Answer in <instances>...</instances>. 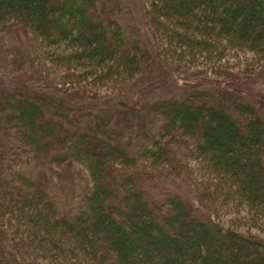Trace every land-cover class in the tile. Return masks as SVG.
<instances>
[{
    "label": "trees",
    "instance_id": "obj_1",
    "mask_svg": "<svg viewBox=\"0 0 264 264\" xmlns=\"http://www.w3.org/2000/svg\"><path fill=\"white\" fill-rule=\"evenodd\" d=\"M117 1L0 0V33L24 27L31 46L27 58L15 55L17 60H26L25 69L39 79H50L64 91L74 85L80 94L101 91L99 79L133 73H139L137 80L147 77L160 83L166 74L159 66L185 74L190 59L173 58L164 52L168 47L175 54L187 51L193 56L204 49L244 48L264 65V0H136L150 32L149 46L137 40L134 28H124L116 16ZM88 76L95 81L89 89L79 80ZM230 83L235 91L242 89ZM45 89L39 88L46 95L0 96V133L13 131L16 149L30 164L79 166L87 188L79 210L62 218L37 180L15 171L0 177V227L10 236L18 234L16 248L23 237L29 239L25 259L65 264L69 255L84 264H264V241L236 230L244 221L245 228H254L248 221L264 226L261 102L257 108L244 95L226 89L158 100L148 109L147 139L110 147L106 137L95 134L121 139L106 131L107 118L98 121L79 113L76 122L66 113L72 106L50 101ZM82 117L91 118L93 131L81 127ZM140 124L135 130L143 127ZM183 147L184 158L179 154ZM130 165L133 168L123 173ZM137 170L145 177L166 171L174 178L185 174L204 179L195 180L204 217L168 191L157 201L145 198L132 177ZM241 207L242 217L232 216L225 225L210 214ZM5 254L0 249V264H7Z\"/></svg>",
    "mask_w": 264,
    "mask_h": 264
},
{
    "label": "rangeland",
    "instance_id": "obj_2",
    "mask_svg": "<svg viewBox=\"0 0 264 264\" xmlns=\"http://www.w3.org/2000/svg\"><path fill=\"white\" fill-rule=\"evenodd\" d=\"M116 9H118L116 16L120 17L124 28L126 30L128 27L134 28L133 31H136L137 40L149 46L151 40L150 32L148 26L141 17V13L136 5V0H118ZM31 41L28 32L22 26H15L9 32L0 33V96L6 98L11 95L21 94L22 92L31 95H46L40 94L42 91L39 90V88H47L45 90L48 94L50 93L49 96L52 98L50 101L62 106V101L64 100L65 103L69 104L66 106H72L71 108L65 106L67 108L66 113L70 118L73 117L75 119V116L78 117L79 113L81 114L80 116L86 115L98 121L101 120V117L107 118L106 120L108 121L105 123L107 124L106 131H113L114 134L120 135L121 139L112 136L107 138V136L101 132L95 134L97 136L106 137L105 139H107L110 147L119 146L126 141H129L130 144H137L138 141H142L143 136H146L147 139V137L151 135L146 133L148 129L147 125L150 124L148 122L149 116L151 115L148 110L149 107L156 105L158 100H178L184 96V93L188 94L193 91L212 92L214 89L232 90L235 93L244 95L245 98L249 99L257 108V105H259L258 102H261L260 114L264 119V65L261 62V58L254 56L247 49H204L198 53H194L193 56L192 54L188 55L190 52L187 51L181 54H175L171 47H168L164 52L172 55L173 58L177 55L179 57L185 56L184 58L187 60L190 59L189 66H185L184 68L187 70L185 74L180 75L168 65H165V68L159 66V68H161V73L164 72L163 74H166L164 76L165 78L160 83L158 81L155 82V79H148L147 77H141L137 80L139 73H133L128 76H112L109 80L99 79L97 83L101 91L84 92V94H80L79 91L74 88V85L68 86V90L64 91L61 85L54 84L50 79L41 80L36 76V73L28 72L27 69H25L26 60L25 63L20 60V63L16 56L19 58L23 55L27 58L26 52L28 51L27 48L31 46ZM126 41L130 42L128 39ZM162 41H164L163 38ZM153 54L154 53L151 52V57L155 59ZM187 55L188 58H186ZM166 62L169 64L168 61ZM165 69H167L168 72H166ZM159 73L158 75L161 74ZM132 79H136L133 84H131L135 85V87L126 84ZM79 80L83 86L86 85L87 89L91 87L90 85L95 84L94 78L89 76ZM142 80L145 82L142 83ZM230 82L238 84L242 89L235 91L234 86L231 85ZM74 83L75 85H81V83H77V81H74ZM116 85L122 87L118 92L113 89ZM145 90L149 91L144 94L143 91ZM216 93L218 94V92ZM69 98H76L78 101L71 102L68 100ZM89 102L91 103L88 104ZM117 105L119 106L118 109L115 108ZM121 113H124V115ZM91 118L86 119L82 117V119L79 120L81 127H88V129L90 128L93 131V121ZM75 121L78 122L76 119ZM116 121H121L116 123L118 126L115 125ZM141 122L143 127L135 130V126H141V124L139 125ZM126 125L132 127L135 135L130 133ZM115 126L119 127L121 131L119 132L117 130L118 132H116ZM165 126L166 124L163 125V128H166ZM12 132L4 131L0 133V177H8L13 171L30 176L32 179L37 180L38 183H41L44 189L48 191L50 196L49 200L54 203L53 205L57 214L62 218L71 217L79 210L81 196L84 192L83 190L87 188L85 183V179L87 178H85L86 175H84L83 170L75 164H67V166L62 164L63 166H58L57 168H54L52 165L47 166L46 164H30L25 159L23 152L16 149L14 137L11 135ZM186 152L187 148L183 147V150H181L179 154L181 153V157L184 158L187 154ZM188 157L189 156H187V159ZM188 162L190 165L193 164L190 160ZM132 168L133 165H130L128 170H124L123 173L126 171L129 172ZM137 171L138 173L134 174L132 177L136 181L138 189L141 190L145 198L151 202L155 199L156 201L160 200L168 191L181 197L187 208L191 211L196 210L195 213L198 215H204L199 201V198L203 199V197H201V193L198 194L196 185L197 182L205 183L204 179L197 177L195 179L196 182L185 174L182 175L183 178L181 176L179 178H174L172 177L175 175L173 172L167 174L166 171L150 174L147 175L148 177H145L140 170ZM216 207L218 208V206ZM214 210L215 207L213 211ZM213 211L210 214H213L214 220L224 225L227 224L226 222L232 218V216L242 217L245 213L244 208L241 207L240 209H230L229 212L226 214L224 213L225 215L223 213L218 216L216 215V218ZM248 223L250 226H254V228H245V225H243L245 224L244 221L243 224L240 223L237 225L236 228L238 229L236 230L249 232L251 234L250 236L264 241V233H262L264 229L261 228L262 221H257L260 227L256 222L248 221ZM17 237V233H11L10 236V232H7L4 226L0 227V249L6 252L5 259L7 264H40L38 260L25 259L24 252L25 246L29 242L28 238L23 237L24 240L21 245L17 247L18 249L13 245L14 239ZM42 252L46 253L47 256L51 253H48L46 250H42ZM69 258L71 257L68 255V259ZM68 259H63L65 264H84L81 261L75 262L71 260L72 258Z\"/></svg>",
    "mask_w": 264,
    "mask_h": 264
}]
</instances>
